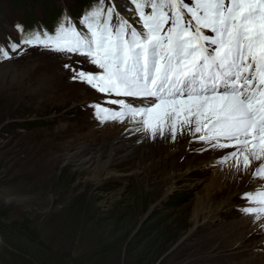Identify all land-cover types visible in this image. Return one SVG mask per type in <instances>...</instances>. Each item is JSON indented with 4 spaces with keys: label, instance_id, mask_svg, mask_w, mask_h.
I'll return each mask as SVG.
<instances>
[{
    "label": "rangeland",
    "instance_id": "rangeland-1",
    "mask_svg": "<svg viewBox=\"0 0 264 264\" xmlns=\"http://www.w3.org/2000/svg\"><path fill=\"white\" fill-rule=\"evenodd\" d=\"M115 3L131 18L126 0ZM52 4L74 10L76 2L31 0L25 8L0 0V44L14 41L25 14ZM66 63L101 71L86 57L39 46L0 63V264H127L126 243L155 211L169 241L152 264H264V219L241 210L249 206L244 193L264 181L252 182V169L237 171L232 161L214 163L218 149L200 151L207 146L199 140L167 154L162 138L134 133L138 148L114 158L129 121L101 125L90 105L105 95L72 80Z\"/></svg>",
    "mask_w": 264,
    "mask_h": 264
},
{
    "label": "snow or ice",
    "instance_id": "snow-or-ice-1",
    "mask_svg": "<svg viewBox=\"0 0 264 264\" xmlns=\"http://www.w3.org/2000/svg\"><path fill=\"white\" fill-rule=\"evenodd\" d=\"M126 2L131 18L115 0H94L78 20L63 15L54 33L17 24L19 41L0 44V63L25 46L86 57L101 71L63 66L105 95L90 105L101 125L128 120L148 139L190 135L207 146L200 151L230 148L218 164L264 181V0ZM244 198L242 212L264 219V184Z\"/></svg>",
    "mask_w": 264,
    "mask_h": 264
},
{
    "label": "trees",
    "instance_id": "trees-1",
    "mask_svg": "<svg viewBox=\"0 0 264 264\" xmlns=\"http://www.w3.org/2000/svg\"><path fill=\"white\" fill-rule=\"evenodd\" d=\"M157 214V211L153 212L150 220L144 222L129 238L124 250V259H128L127 264H152L166 248L169 240L161 238L164 235L162 230L164 222L156 221Z\"/></svg>",
    "mask_w": 264,
    "mask_h": 264
},
{
    "label": "bare ground",
    "instance_id": "bare-ground-1",
    "mask_svg": "<svg viewBox=\"0 0 264 264\" xmlns=\"http://www.w3.org/2000/svg\"><path fill=\"white\" fill-rule=\"evenodd\" d=\"M123 130H122V134L121 136L115 141V145L113 147V151L111 153V155H113L114 158L118 157L119 154H121V151H128L129 152H133V150H136V148H138V143L140 141V137H132L130 138L134 133L130 132L129 129L134 127V125L130 124L129 122L123 125ZM197 136H199L200 134H196ZM162 142L165 143L164 144V152L165 153H170L172 151V149H175L177 146H181L184 147L186 149L191 148L192 146H195V142H193L195 139L194 137L190 136V135H185V136H179L177 137V139L173 142V141H169L167 138H162ZM137 146V147H136ZM133 147H135L133 149ZM217 152L213 151L214 153H216L217 155L214 156L213 158V162L217 163V161L227 152L232 151V149H218L216 150ZM258 163V162H257ZM232 164V163H231ZM253 164L252 167H254ZM251 169V168H250ZM250 169L248 170L247 173H249ZM244 173V172H243ZM250 174V173H249ZM247 175V174H246ZM249 179L251 178V176H247ZM212 198L209 199L205 204L202 205V209L206 210L207 208H209L212 204Z\"/></svg>",
    "mask_w": 264,
    "mask_h": 264
},
{
    "label": "built area",
    "instance_id": "built-area-1",
    "mask_svg": "<svg viewBox=\"0 0 264 264\" xmlns=\"http://www.w3.org/2000/svg\"><path fill=\"white\" fill-rule=\"evenodd\" d=\"M3 241H4L3 234H2V232H1V230H0V247H1L2 244H3Z\"/></svg>",
    "mask_w": 264,
    "mask_h": 264
},
{
    "label": "water",
    "instance_id": "water-1",
    "mask_svg": "<svg viewBox=\"0 0 264 264\" xmlns=\"http://www.w3.org/2000/svg\"><path fill=\"white\" fill-rule=\"evenodd\" d=\"M159 202H160V201H158V203H159ZM155 205H157V203H155V204H153L152 206H150V208H149V210H148L147 214H148V213H150L151 209H152V208H154V207H155Z\"/></svg>",
    "mask_w": 264,
    "mask_h": 264
}]
</instances>
